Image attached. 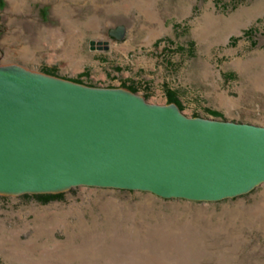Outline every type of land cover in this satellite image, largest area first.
Wrapping results in <instances>:
<instances>
[{
    "label": "rangeland",
    "instance_id": "rangeland-1",
    "mask_svg": "<svg viewBox=\"0 0 264 264\" xmlns=\"http://www.w3.org/2000/svg\"><path fill=\"white\" fill-rule=\"evenodd\" d=\"M0 63L264 125V0H0ZM0 264H264V183L0 194Z\"/></svg>",
    "mask_w": 264,
    "mask_h": 264
},
{
    "label": "water",
    "instance_id": "water-1",
    "mask_svg": "<svg viewBox=\"0 0 264 264\" xmlns=\"http://www.w3.org/2000/svg\"><path fill=\"white\" fill-rule=\"evenodd\" d=\"M263 183L264 125L0 63V194L95 185L221 200Z\"/></svg>",
    "mask_w": 264,
    "mask_h": 264
},
{
    "label": "bare ground",
    "instance_id": "bare-ground-1",
    "mask_svg": "<svg viewBox=\"0 0 264 264\" xmlns=\"http://www.w3.org/2000/svg\"><path fill=\"white\" fill-rule=\"evenodd\" d=\"M16 1V0H15Z\"/></svg>",
    "mask_w": 264,
    "mask_h": 264
}]
</instances>
